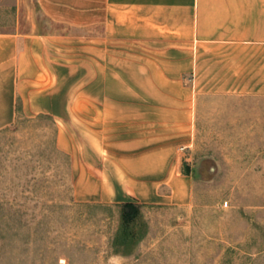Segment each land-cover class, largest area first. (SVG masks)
<instances>
[{
	"label": "crops",
	"instance_id": "0c3cea01",
	"mask_svg": "<svg viewBox=\"0 0 264 264\" xmlns=\"http://www.w3.org/2000/svg\"><path fill=\"white\" fill-rule=\"evenodd\" d=\"M15 4L0 25V132L20 113L73 125L83 111L104 160L76 181L90 197L190 204L182 151L204 100L264 97V0Z\"/></svg>",
	"mask_w": 264,
	"mask_h": 264
},
{
	"label": "rangeland",
	"instance_id": "374dc122",
	"mask_svg": "<svg viewBox=\"0 0 264 264\" xmlns=\"http://www.w3.org/2000/svg\"><path fill=\"white\" fill-rule=\"evenodd\" d=\"M15 3L0 0V25ZM28 3L24 14L36 11ZM203 107L182 151L193 183L185 206L86 195L77 179L99 178L104 160L100 141L85 139L83 111L73 125L20 113L0 132V264H264V97ZM127 202L140 206L129 225Z\"/></svg>",
	"mask_w": 264,
	"mask_h": 264
},
{
	"label": "trees",
	"instance_id": "16d2710c",
	"mask_svg": "<svg viewBox=\"0 0 264 264\" xmlns=\"http://www.w3.org/2000/svg\"><path fill=\"white\" fill-rule=\"evenodd\" d=\"M122 208V219L123 223L125 225L131 224L136 217L139 215L140 212V206L138 204H135L133 202H127L121 204Z\"/></svg>",
	"mask_w": 264,
	"mask_h": 264
},
{
	"label": "built area",
	"instance_id": "2783aa9c",
	"mask_svg": "<svg viewBox=\"0 0 264 264\" xmlns=\"http://www.w3.org/2000/svg\"><path fill=\"white\" fill-rule=\"evenodd\" d=\"M226 205H228V203H226Z\"/></svg>",
	"mask_w": 264,
	"mask_h": 264
}]
</instances>
